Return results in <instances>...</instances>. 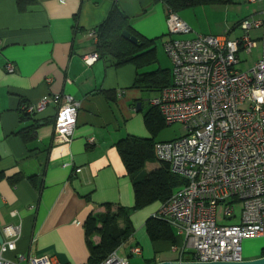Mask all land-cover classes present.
Here are the masks:
<instances>
[{
	"label": "crops",
	"instance_id": "obj_1",
	"mask_svg": "<svg viewBox=\"0 0 264 264\" xmlns=\"http://www.w3.org/2000/svg\"><path fill=\"white\" fill-rule=\"evenodd\" d=\"M241 2L245 9L238 7L239 19L231 26L232 8ZM114 6L130 18L137 33L155 39L156 66L157 44L162 41L165 51L164 42L170 38L161 0H0V245L8 240L1 228L19 226L14 251L4 254L19 264L42 256L53 264H86L88 216L104 213L106 204L134 205L132 182L116 143L127 136L150 137L145 115L150 99L160 91L134 83L137 75L161 67H116L102 58L85 64L84 57L98 55L97 38L89 32L96 33ZM260 8L259 3L233 0L229 5L188 8L179 16L194 33L221 35L233 32L244 17H258ZM218 15L225 26L214 22ZM7 62L15 65L14 73L5 71ZM161 69L169 70L172 79L171 67ZM49 93L68 94L80 103L73 137L68 143L53 141L55 106L50 105L35 119L33 135L25 141L19 132L33 121L21 119L20 105ZM14 177L20 179L12 183ZM155 208L154 204L131 212L134 232L115 251L117 256L129 264L190 262L193 250L175 228H170L171 237L150 238L146 222ZM240 219L236 212L233 218H225L223 212L219 220L216 216L221 225L238 224ZM90 241L98 245L100 236ZM263 251L264 239H247L242 261L259 259Z\"/></svg>",
	"mask_w": 264,
	"mask_h": 264
},
{
	"label": "built area",
	"instance_id": "obj_2",
	"mask_svg": "<svg viewBox=\"0 0 264 264\" xmlns=\"http://www.w3.org/2000/svg\"><path fill=\"white\" fill-rule=\"evenodd\" d=\"M247 1L261 4L260 15L241 19L237 25L241 34L236 38L231 31L194 33L178 13L167 10L170 38L164 49L171 61L172 82L149 103L165 124L183 127L181 137L155 143V151L158 161L167 163L185 184L153 217L184 236L185 245L193 250L190 262H239L245 240L264 239V0ZM253 31L258 34L253 36ZM191 33L193 37L181 38ZM89 36L95 38L96 33L90 31ZM253 50L259 56L251 70L237 69L241 55ZM98 58L94 54L84 57V62L91 65ZM4 69L14 73L16 67L7 62ZM50 105L55 106L53 141L68 143L80 108L72 96L49 93L35 103H22L19 111L36 119ZM238 201L240 222L218 224L219 204H224L223 216L233 218ZM1 230L8 240L0 245V264H19L4 254L14 251L20 227L5 225ZM29 264L53 263L42 256L30 258ZM102 264L129 263L114 252Z\"/></svg>",
	"mask_w": 264,
	"mask_h": 264
},
{
	"label": "trees",
	"instance_id": "obj_3",
	"mask_svg": "<svg viewBox=\"0 0 264 264\" xmlns=\"http://www.w3.org/2000/svg\"><path fill=\"white\" fill-rule=\"evenodd\" d=\"M166 10L176 13L188 8L208 5H229L233 0H161ZM21 7V4H20ZM239 23V22H238ZM128 31L138 39L137 44L130 43L121 36L122 31ZM98 57L107 60L111 65L119 67L133 64L137 69L148 67L157 62L155 51V39H147L137 33L131 20L118 7L114 6L105 21L96 29ZM134 85L147 87L154 91H161L172 82L167 69L137 75ZM109 97L110 95L107 94ZM163 119L156 107L145 115V123L149 130L152 128V120ZM23 121L32 120L33 125L21 130L19 133L27 141L33 135L38 120L21 115ZM151 131V130H150ZM116 148L121 157L126 173L129 176L134 193V205L132 208L113 205H104L106 212L100 215H89L84 222V233L89 251L86 264H102L122 243L129 239L134 232L130 220L132 211L148 207L156 202L164 203L172 195L173 191L184 185L185 180L169 170V165L158 161L155 151V143L145 138L127 136L116 143ZM156 159L158 166L149 172H145L149 159ZM20 177L11 178L12 183ZM171 226L158 217H150L146 222L147 232L152 240L168 238ZM100 236L98 245H93L90 238ZM264 252V251H263Z\"/></svg>",
	"mask_w": 264,
	"mask_h": 264
},
{
	"label": "rangeland",
	"instance_id": "obj_4",
	"mask_svg": "<svg viewBox=\"0 0 264 264\" xmlns=\"http://www.w3.org/2000/svg\"><path fill=\"white\" fill-rule=\"evenodd\" d=\"M242 7L243 9H245L244 7V2L242 3H237L235 4V6L232 8V14L230 15V18L232 20L231 22V26L235 25V23L237 22V20L239 19L238 13H239V8L238 7ZM244 6V7H243ZM243 19V18H242ZM209 20H211L209 18ZM214 22L218 23V26H225L224 25V18L220 15H218V17H216L214 19ZM227 26V25H226ZM241 34V30L238 28V26L235 27L234 31L231 32V35L233 37H238ZM253 36H255V33L252 32ZM162 41L158 42L157 44V57H158V64L156 66L152 65L149 68H147V71H151L154 70L158 67L161 68H169L171 67V61L170 58L167 56V54L165 53V51H163L162 49ZM259 54L257 52V50H253V52L249 55H241V63L238 65L237 69L242 70V71H249L251 70V68L253 67V65L255 64V61L257 60ZM150 137L149 139L152 140L154 143L157 142H165V141H171L174 139H177L179 137H181L183 135V127L180 123H174L171 125H167L164 122H162L160 119H155L152 120V128L150 129ZM146 168H145V172L151 171L155 166H158V162L156 159H149L146 163ZM155 204V211L157 212L160 207H161V202H156ZM152 204V205H154ZM150 205V206H152ZM116 208H113L112 210L115 211ZM241 209H242V204L241 202H236L235 203V212L237 214L241 213ZM224 210V204H219L218 209H217V215H218V220L220 219V214L221 212H223ZM106 212V211H105Z\"/></svg>",
	"mask_w": 264,
	"mask_h": 264
},
{
	"label": "water",
	"instance_id": "obj_5",
	"mask_svg": "<svg viewBox=\"0 0 264 264\" xmlns=\"http://www.w3.org/2000/svg\"><path fill=\"white\" fill-rule=\"evenodd\" d=\"M121 36L128 40L130 43L137 44L138 39L135 36H132L128 31H122ZM138 106V105H137ZM157 264H264V256L251 261H239V262H217V263H196V262H161Z\"/></svg>",
	"mask_w": 264,
	"mask_h": 264
}]
</instances>
